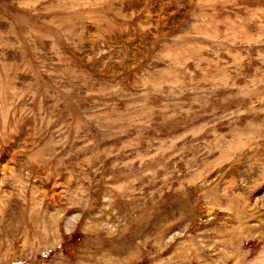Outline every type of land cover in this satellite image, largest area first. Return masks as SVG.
Returning <instances> with one entry per match:
<instances>
[{
  "label": "rangeland",
  "instance_id": "obj_1",
  "mask_svg": "<svg viewBox=\"0 0 264 264\" xmlns=\"http://www.w3.org/2000/svg\"><path fill=\"white\" fill-rule=\"evenodd\" d=\"M0 264H264V0H0Z\"/></svg>",
  "mask_w": 264,
  "mask_h": 264
}]
</instances>
